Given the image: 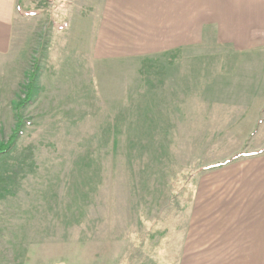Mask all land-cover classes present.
I'll return each mask as SVG.
<instances>
[{
    "label": "rangeland",
    "instance_id": "rangeland-1",
    "mask_svg": "<svg viewBox=\"0 0 264 264\" xmlns=\"http://www.w3.org/2000/svg\"><path fill=\"white\" fill-rule=\"evenodd\" d=\"M105 7L17 1L0 56V146L21 129L0 155V264H181L200 227L260 222L248 212L264 209V21L228 34L200 1L187 52L139 35L140 52L118 57L125 42L99 39L114 30Z\"/></svg>",
    "mask_w": 264,
    "mask_h": 264
},
{
    "label": "crops",
    "instance_id": "crops-1",
    "mask_svg": "<svg viewBox=\"0 0 264 264\" xmlns=\"http://www.w3.org/2000/svg\"><path fill=\"white\" fill-rule=\"evenodd\" d=\"M18 0H0V56L7 54L11 50V40L13 35V25L16 15V6ZM106 7L103 14L104 23L113 25L114 30L104 31L102 28L99 39L103 40L101 46L103 51L111 49L104 40L103 34L122 41L126 44L124 52L118 54L123 55L138 54L140 46L134 44V39L140 40V36L145 41L152 43L156 39L163 43L164 47L168 42L177 41L176 46L180 50L187 52V49L193 44L194 33L200 24V1L208 4V10L214 18H219L218 24L222 22L227 27L228 34H233L234 29L239 23H243L244 27L239 33L243 35L246 28L253 25V22L264 21V0L260 8L251 6H243L238 8L236 4L232 7L226 5L219 0H105ZM212 4V5H211ZM150 10V21H141L134 17L135 13L140 14L141 8ZM130 9V12H124ZM194 11V17L197 21L196 26L192 25L190 19L191 10ZM207 10V11H208ZM210 14V13H209ZM103 23V21H102ZM140 35V36H139ZM194 35V36H193ZM242 36L235 39H241ZM229 41V40H228ZM163 48V47H162ZM247 48L245 50H248ZM101 52L98 58H105ZM110 57V56H109ZM261 84L263 82H260ZM264 112V107L263 111ZM263 120L259 119L256 125L261 126ZM252 131V130H251ZM249 131V132H251ZM254 130L252 135L256 132ZM229 210H221L214 216L221 217ZM233 216H248L250 214L261 217L259 223L255 224H231L213 226V235L209 236L210 231L207 227H200V234L195 237V244L191 247L188 236L182 238L183 251L178 257V261H186L192 257L200 259V264H264V209H251L248 213L242 212L241 209L232 210ZM192 238V237H191ZM200 241V245L197 244ZM189 248L200 249L197 256L189 255ZM203 249V251L201 250Z\"/></svg>",
    "mask_w": 264,
    "mask_h": 264
},
{
    "label": "trees",
    "instance_id": "trees-1",
    "mask_svg": "<svg viewBox=\"0 0 264 264\" xmlns=\"http://www.w3.org/2000/svg\"><path fill=\"white\" fill-rule=\"evenodd\" d=\"M36 78V74H32L31 76V80L29 81V86H28V94L26 96L25 99L22 100V102L20 103L19 105V108H23L28 102H30L31 98H32V95H33V88H34V80ZM21 119V118H20ZM21 121V120H20ZM22 122H23V119H22ZM21 126H22V123H21ZM21 134V129L17 130V133L14 134L12 137H11V140H10V143H8L7 145H2L0 146V155H2L3 153L5 152H8V148H11L15 145V142H16V138Z\"/></svg>",
    "mask_w": 264,
    "mask_h": 264
}]
</instances>
